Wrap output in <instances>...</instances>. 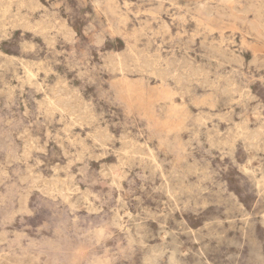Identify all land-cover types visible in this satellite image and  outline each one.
Masks as SVG:
<instances>
[{
    "label": "rangeland",
    "instance_id": "1",
    "mask_svg": "<svg viewBox=\"0 0 264 264\" xmlns=\"http://www.w3.org/2000/svg\"><path fill=\"white\" fill-rule=\"evenodd\" d=\"M5 263L264 264V0H0Z\"/></svg>",
    "mask_w": 264,
    "mask_h": 264
},
{
    "label": "bare ground",
    "instance_id": "2",
    "mask_svg": "<svg viewBox=\"0 0 264 264\" xmlns=\"http://www.w3.org/2000/svg\"><path fill=\"white\" fill-rule=\"evenodd\" d=\"M115 3V2H114ZM203 17V16H202ZM205 18V17H204ZM260 27V26H259ZM230 31H233V30H230ZM9 158V157H8ZM28 168V167H27ZM6 174V173H5ZM27 177V176H26ZM27 179V178H26ZM21 183H22V181H21ZM38 189V188H37ZM46 189V188H45ZM116 217V216H115ZM113 221V220H112ZM105 236V235H104ZM107 236V235H106ZM15 261V260H14ZM13 261V262H14ZM6 264V263H5ZM27 264V263H26ZM170 264V263H169Z\"/></svg>",
    "mask_w": 264,
    "mask_h": 264
}]
</instances>
